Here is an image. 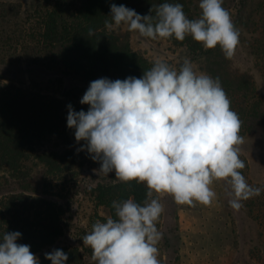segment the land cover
Wrapping results in <instances>:
<instances>
[{
    "label": "clouds",
    "instance_id": "clouds-1",
    "mask_svg": "<svg viewBox=\"0 0 264 264\" xmlns=\"http://www.w3.org/2000/svg\"><path fill=\"white\" fill-rule=\"evenodd\" d=\"M223 0H200L199 18L189 19L180 3H161L155 15H140L125 5H111L109 31L126 25L152 40L191 36L204 49L219 45L232 59L239 45V31ZM89 29V35H93ZM80 103L88 110L68 107L67 126L75 129L77 142L101 164L99 172H114L121 182L147 186L141 205L132 198L113 201L116 218L96 221L82 237L92 250L96 264H160L157 228L164 205L156 196L170 195L178 205L211 206L217 193L215 181L230 187V207L239 211L262 189L250 186L241 171L239 134L242 122L218 77L197 73L185 59L179 70L157 60L142 77L123 80L99 78L92 82ZM21 233L6 232L0 239V264H40L27 244H19ZM51 264H66L61 249L45 253Z\"/></svg>",
    "mask_w": 264,
    "mask_h": 264
},
{
    "label": "trees",
    "instance_id": "trees-1",
    "mask_svg": "<svg viewBox=\"0 0 264 264\" xmlns=\"http://www.w3.org/2000/svg\"><path fill=\"white\" fill-rule=\"evenodd\" d=\"M194 1L40 0L23 15L17 12L20 6L0 3V62L32 60L86 82L140 78L155 61L133 51L120 29L105 28V21L111 22V5L123 4L143 16L155 15L161 3H180L186 16L196 19ZM246 1L241 0L234 11L233 23L250 35L245 45L255 58L256 70L264 77V8ZM89 29H93V35H89ZM165 40L174 47L186 48L196 59L199 73L219 78L231 109L242 122L239 134H253L264 141V95L256 92L250 75L226 59L219 45L206 50L191 36L184 41L174 37ZM83 95L61 98L0 81V239L6 232H20L17 243L29 245L40 264H51L45 253L55 249L68 254L66 264H86V259L88 264H96L90 247L56 244L64 230L66 209L53 199L55 189L63 191L58 188L60 184L67 176L77 175L85 163L101 166L86 150L77 151L85 142H77L75 129L67 126L69 104L77 112L88 110L89 105L80 103ZM252 187L262 191L244 201L245 208L264 231V188ZM91 191L96 205L108 209L114 219V200L132 198L142 205L147 198L146 184L125 183L116 177ZM60 195L56 197L61 199ZM98 220L106 222L105 218ZM259 253L256 259L264 264V251Z\"/></svg>",
    "mask_w": 264,
    "mask_h": 264
},
{
    "label": "rangeland",
    "instance_id": "rangeland-1",
    "mask_svg": "<svg viewBox=\"0 0 264 264\" xmlns=\"http://www.w3.org/2000/svg\"><path fill=\"white\" fill-rule=\"evenodd\" d=\"M40 0H0V3L20 6L21 15L30 12ZM244 1V0H243ZM246 1V0H245ZM200 0L193 2V10L197 18L202 10ZM264 8V0H247ZM241 0H223L233 21L234 11ZM120 33L128 40L130 48L152 61H164L179 70L185 59L191 61L194 71L198 74L196 59L184 47H174L165 39L152 40L141 36L138 32H130L126 25L120 26ZM237 29V28H236ZM239 31V45L234 57V65L246 72L252 78L256 92L264 95V77L255 68V58L250 55L245 43L248 34ZM0 81L10 82L17 86H29L44 93L64 98H74L83 95L90 82L74 76L63 75L56 67L36 64L32 60H5L0 62ZM244 143L240 145V159L246 167L241 171L250 186L264 188V141L253 134L243 135ZM53 141L50 146L54 145ZM101 166H91L85 163L77 175H69L55 189L54 200L63 204L64 230L56 241L58 245L88 247L83 244L82 237L92 230V225L99 218L107 219L109 211L103 206H97L93 192L99 184L114 181L115 173L105 175L99 172ZM37 181L40 183L39 179ZM217 193V198L211 206L196 203L195 206L178 205L167 194L154 197L164 205L157 223L158 230L163 234L158 244V260L160 264H259L256 259L259 252L264 251V231L254 217L245 208V203L239 211L233 210L228 201L231 187L226 181H215L211 186ZM40 190V187H39ZM61 194V199H58ZM89 259H86L88 264Z\"/></svg>",
    "mask_w": 264,
    "mask_h": 264
}]
</instances>
